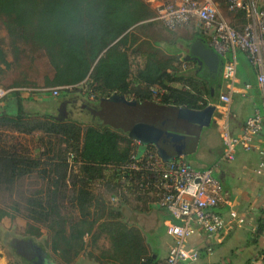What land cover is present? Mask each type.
Listing matches in <instances>:
<instances>
[{
	"label": "trees",
	"instance_id": "trees-1",
	"mask_svg": "<svg viewBox=\"0 0 264 264\" xmlns=\"http://www.w3.org/2000/svg\"><path fill=\"white\" fill-rule=\"evenodd\" d=\"M229 15L231 25L241 30L243 11ZM150 16L142 0H0V80L19 55L41 52L52 76L38 88L71 87L62 93L75 94L89 117L86 121L25 110L22 92L0 101L6 106L0 111V194L11 193L33 175L42 182L28 195L18 192L9 204L1 202L0 220L14 213L40 225L47 234L46 244L65 262L81 251L84 230L92 226L86 220L92 204L97 221L105 213L107 218L112 216L110 198L120 203H151L137 188L145 172L123 167L150 154L160 157L157 147L141 146L129 136L136 123L133 107L106 101L118 96L140 105L147 102L198 111L207 106L203 98L207 92L179 74L182 64L177 58L161 59L156 48L161 38L154 40L153 51L139 48L140 43H147L136 36L140 25L136 29L135 25ZM151 22L159 24V33L171 32L158 21L147 24ZM2 32L7 44L2 42ZM138 58L144 60L140 63ZM173 83L185 88H174ZM24 85L14 84L16 88ZM11 103L16 104L14 109H9ZM94 189H102L104 198L97 199ZM72 208L78 210V220L68 214ZM262 229L259 225L254 236ZM117 237L126 240L128 257L142 259V241L130 233Z\"/></svg>",
	"mask_w": 264,
	"mask_h": 264
},
{
	"label": "crops",
	"instance_id": "crops-1",
	"mask_svg": "<svg viewBox=\"0 0 264 264\" xmlns=\"http://www.w3.org/2000/svg\"><path fill=\"white\" fill-rule=\"evenodd\" d=\"M250 1L255 3L258 9H264V0ZM225 11L227 10L225 9ZM227 19L231 23L230 15L227 16ZM191 29L194 28H180L171 31L169 34L165 31L162 32L163 34L160 32L164 40L169 39V42L163 43L165 45L164 53L169 56V59L170 57H176L177 62L183 59L184 64L180 67L179 74L184 78H192L191 80L195 81L204 93L207 92L203 94L206 103H214L226 91L221 80V63L224 64L226 60L232 59L233 56L232 53H227L225 57L222 56L219 59L216 72L208 70L205 66L200 68L194 60L186 58L189 54L188 47L198 39L202 40L209 48L210 46L205 37L195 35V32ZM180 55L181 57H179ZM234 56L236 60V90L231 95L229 105L231 111L229 128L232 134H238L248 117L255 112L260 113L263 121L262 130L257 137V141L259 146L264 147V100L256 83L255 70L248 63L243 52L237 50ZM164 57L162 56V60H165ZM166 71H169V69H166ZM244 85H248L249 88L245 89ZM171 86L178 89L185 88L180 83H173ZM28 95V92H22L23 101L21 104L23 109L32 111L29 107L24 106V103H27L28 100H35L37 96L42 98L49 94ZM62 102L66 109L67 106L80 103L77 96L74 100L64 98ZM151 104L153 103L146 102L141 105ZM15 106V103H11L9 109H14ZM5 107V103H0V111L5 110ZM194 125V128L190 127L186 131L176 133L185 140V143L181 145L183 149L179 155L197 170L211 169L226 193L230 206L243 215L246 220L243 228H236L227 232L223 242L214 247L212 254L209 257H202L196 264H203L206 259L212 264H252V260L259 252L260 245L258 236L252 234L251 228L262 225V232H264V210L262 209L264 204V176L255 173L260 162V155L254 149L249 151L237 149L232 160L224 161L222 159L224 147L218 126L215 123L208 127ZM202 145L208 154H213L212 159L205 160L199 163L200 165L195 166L187 158L190 154H194L199 146L202 148ZM101 191L102 189H94L97 199L104 198ZM110 204L111 209L114 211L112 216L107 218L106 215L108 214L105 213L106 215L99 217L97 221L95 204H92L90 216L86 217V220L92 226L88 228L86 226L87 229L84 230L86 235L83 237L81 251L74 258L68 259L67 262L61 260L52 252L50 259L53 264H165L167 249L172 244V240L165 232V221L169 219L168 214L149 201L130 200L120 203L118 199L110 198ZM230 206L217 207L215 210L227 216ZM68 214L74 217L75 220L79 219V212L75 208L69 209ZM158 229H160V232L157 234ZM126 233H130L134 239L136 237L142 241L145 250L141 256L142 259L128 257L127 252H124L126 240H118L117 235L122 238L126 236ZM149 234H155L153 239L147 238ZM196 241L198 240L194 238L190 241V244L194 245L193 243ZM215 253L216 256L213 257Z\"/></svg>",
	"mask_w": 264,
	"mask_h": 264
},
{
	"label": "built area",
	"instance_id": "built-area-1",
	"mask_svg": "<svg viewBox=\"0 0 264 264\" xmlns=\"http://www.w3.org/2000/svg\"><path fill=\"white\" fill-rule=\"evenodd\" d=\"M153 12L149 21H158L170 31L193 26L199 29L209 46L220 56L232 53V59L223 64L221 79L226 91L219 96L214 107L213 122L218 126L224 151L222 159L232 160L237 149L257 150L260 162L255 173L264 176V147L257 137L262 130L263 117L255 112L248 117L238 134L229 128L231 95L236 90V60L239 50L255 70L256 83L264 100V9H258L250 0H221L230 13L243 11L245 23L235 29L220 13L219 0H142ZM245 89L248 85L243 86ZM69 86H57L37 90L57 96ZM27 89L0 88V101L13 92H33ZM73 155H70V160ZM126 170H142L144 179L137 186L146 193L151 203L164 210L169 219L165 232L172 240L167 249L165 264H196L202 257H209L216 245L223 242L227 232L243 228L245 217L239 214L227 199L226 193L211 169L197 170L179 156L164 162L157 155L133 160L123 167ZM230 206L227 216L215 208ZM264 210V204L262 205ZM258 226L251 228L252 234ZM198 241L190 244L192 239ZM259 252L252 264H264V232L258 236ZM203 264H212L207 259Z\"/></svg>",
	"mask_w": 264,
	"mask_h": 264
},
{
	"label": "rangeland",
	"instance_id": "rangeland-1",
	"mask_svg": "<svg viewBox=\"0 0 264 264\" xmlns=\"http://www.w3.org/2000/svg\"><path fill=\"white\" fill-rule=\"evenodd\" d=\"M143 2V1H142ZM220 13L222 16L228 21L227 16L230 12L225 11V4L219 0L218 1ZM151 12V16L147 19V21L139 23L135 25L138 28L137 37L141 40H145L147 46L140 43L139 48H142L147 51H153L154 49V40H160L159 45L156 46L158 51L162 56H165V61L169 60V56L165 55V45L163 43L169 42V39H163L161 37V33H159V24L151 22V24H147L149 20L153 17V12L149 6H147ZM142 25V26H141ZM193 28V26H190ZM161 30V29H160ZM195 32V35L203 36L202 32L199 29H191ZM158 32V34H157ZM193 32V34H194ZM176 34V33H174ZM4 37L2 39L3 44H7V39L5 33H1ZM159 35V36H157ZM149 46V47H148ZM181 57V55L179 56ZM8 60H13L11 57H8ZM144 59L138 58V62H142ZM164 61V59H163ZM180 63L183 66V59H180ZM180 67V66H179ZM52 76V70L49 67L48 61L46 57L41 52H37L31 54L30 52H25L19 55V59L17 61H12L10 67H8L2 79L0 80V87L7 89H41L38 87H43L45 85V78ZM25 84L26 87L16 88L14 84ZM55 87V86H54ZM40 96L35 97V100H28L27 103H24V106L29 107L33 111L39 114H51L55 117L59 116V106L63 103L62 99L68 98V100H74L76 98L75 94H64L62 91L59 92L57 96L47 95L46 97L39 98ZM57 102V103H56ZM85 108L83 103H78L77 105L67 106L65 108L64 114L67 116L71 115L74 118H83L88 121L89 117L87 116L83 109ZM64 117V116H63ZM27 140V139H25ZM24 141V139H23ZM30 145V144H29ZM199 146L198 150L194 154H190L187 158L188 161L195 166L200 165L205 160L212 159V155L208 154L205 148L203 149ZM37 181V182H36ZM36 182V183H35ZM42 186V182L38 181L37 176L33 175L31 177L25 178L20 182L19 188L14 189L11 193L3 192L0 194V210L3 209L2 203L7 202L10 203V199H16L18 192L20 194L24 193L28 195L31 191H34L36 188H40ZM160 229L156 231L158 234ZM155 233V234H156ZM155 234L147 235L148 239H153ZM47 234L45 229L40 227V225L32 224L31 222L26 221L20 216L12 213V216L2 218L0 220V264H29L30 256L29 252L26 249H23L25 246V242L28 240L33 241L37 246H39L50 258L52 256V251L48 244H46ZM24 242V244H22ZM22 245V247H21ZM216 256V253L213 257ZM58 261V260H57Z\"/></svg>",
	"mask_w": 264,
	"mask_h": 264
},
{
	"label": "water",
	"instance_id": "water-1",
	"mask_svg": "<svg viewBox=\"0 0 264 264\" xmlns=\"http://www.w3.org/2000/svg\"><path fill=\"white\" fill-rule=\"evenodd\" d=\"M188 53L186 58L194 60L197 65L202 68L206 67L210 71L216 72L219 66V59L222 56L218 55L211 47L209 48L206 44L198 39L194 41L188 47ZM223 64L221 63V72ZM222 80V79H221ZM219 100V98H218ZM106 102L121 103L127 106L133 107V114L140 112H157L162 114L168 120L170 119H186L191 123L197 124L200 127H208L213 122L212 117L214 114V107L211 105L206 106L201 111L189 110L186 108H171L166 106H158L155 104L151 105H139L136 102L128 101L124 97L113 96ZM218 102V101H217ZM217 102L211 103L216 104ZM152 107V108H148ZM62 112L65 110L64 103L60 105ZM137 117V116H136ZM165 117L163 119H165ZM138 118H135V121ZM140 121L141 117L139 118ZM138 122V120L136 121ZM129 136L132 137L139 145L144 146L148 144L155 145L157 147L160 159L164 162L170 161L174 158L179 157L180 152H182V143L177 148H167L164 145L166 135L175 134V131H170L169 129L158 128L150 123L138 122L132 126L129 131ZM177 146V145H176ZM172 157V158H171ZM170 158V160H169ZM37 259H35V264H53L50 257L40 248L35 245Z\"/></svg>",
	"mask_w": 264,
	"mask_h": 264
},
{
	"label": "flooded vegetation",
	"instance_id": "flooded-vegetation-1",
	"mask_svg": "<svg viewBox=\"0 0 264 264\" xmlns=\"http://www.w3.org/2000/svg\"><path fill=\"white\" fill-rule=\"evenodd\" d=\"M59 116H61L62 110L61 108H59ZM137 116V117H136ZM141 117V120H139V118ZM165 116H163L162 114H158L157 112H140L138 111V113L133 114L132 118L135 121L138 120V122H146V123H150L151 125L158 127V128H164V129H169L170 131H175V134H169L166 135V139L164 141V145H167V148H177L180 145V138H178L179 136L176 135V132H180V131H186L188 129H190V127H195L194 124L190 123L188 120L186 119H170L168 120L166 117L165 119H163ZM136 122V123H138ZM135 123V124H136ZM177 145V146H176ZM24 244V242L22 243ZM35 243L31 240H28L27 242H25V246L23 249L28 250L29 252V256H30V261L29 264H35L34 261L35 259H37V254H36V249H35ZM37 246V245H36ZM22 247V245H21ZM39 247V246H37Z\"/></svg>",
	"mask_w": 264,
	"mask_h": 264
}]
</instances>
